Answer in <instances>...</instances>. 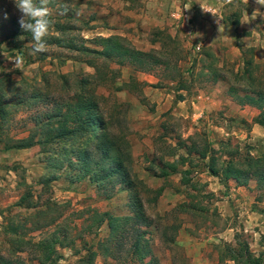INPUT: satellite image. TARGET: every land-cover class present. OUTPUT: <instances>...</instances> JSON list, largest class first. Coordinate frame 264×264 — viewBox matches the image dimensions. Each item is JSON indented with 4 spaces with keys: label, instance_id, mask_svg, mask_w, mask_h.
Here are the masks:
<instances>
[{
    "label": "rangeland",
    "instance_id": "374dc122",
    "mask_svg": "<svg viewBox=\"0 0 264 264\" xmlns=\"http://www.w3.org/2000/svg\"><path fill=\"white\" fill-rule=\"evenodd\" d=\"M86 1L50 0L47 49L36 54L13 0H0V100L9 105L0 130V264H80L88 250L96 253L93 264H140L124 257L135 225L154 264H234L225 255L237 243L247 245L253 264H264V196L208 170L230 158L264 157L258 113L229 94L231 85L247 89L237 79L247 59L264 90V7L179 0L142 20L126 14L120 0ZM235 18L237 28L228 25ZM108 37L149 57L89 51L101 50L98 39ZM81 95L96 97L111 134L126 133L127 147L119 146L130 156L126 175H114L117 166L103 163L93 143L17 148L47 114L55 123L74 115ZM72 146L93 161H79ZM134 215L139 224L126 222L117 235L123 247L104 256L108 216Z\"/></svg>",
    "mask_w": 264,
    "mask_h": 264
},
{
    "label": "trees",
    "instance_id": "16d2710c",
    "mask_svg": "<svg viewBox=\"0 0 264 264\" xmlns=\"http://www.w3.org/2000/svg\"><path fill=\"white\" fill-rule=\"evenodd\" d=\"M238 23L239 20L237 18H235L234 21H228V25L235 26V28H237ZM98 40L101 50H86H89L90 52L96 55H100L104 58L113 56H118L119 58L129 57L130 59L137 62L145 61L149 57L148 54L126 49L123 44H121L120 38L108 37L99 38ZM251 66L252 60L247 59L245 61L244 71L240 76H237L238 80H244L243 83L245 84V86H247V89L245 90L239 87H237L236 89L231 85L229 88V94L235 99L238 105L250 104L256 109L260 110V114L254 122L264 128V90L257 87V85H259L260 83L259 80L254 79L255 75ZM102 80L104 81L103 78ZM8 106L9 105H6L5 102H2V100H0V130L2 129V123L4 124L6 122ZM74 107V115H61L62 120L61 118H59L57 119L56 123L52 121V113L45 116L48 117L46 121L40 119L39 123L35 125L36 129L33 135L30 134L27 138H21L15 141V143L17 144V148H29L37 144L46 146L61 140L71 141L73 143L77 142L78 145L81 144L85 147H87L88 144L90 145L91 143H93L95 145V149L100 154L103 163H113L117 166L113 169L114 175H121V173H124L126 175V162H129L130 156L129 153L125 154L124 151L119 147L123 144L125 147H127L128 144L126 142V133L118 137H115L113 134H111V132L108 130V126L105 120L99 114L101 112L100 106L94 95L88 98H86L85 95H81L75 103ZM71 116L73 117V119ZM120 143L122 144L120 145ZM74 150L75 149L72 146L71 152L73 155L74 153L75 155H77L79 161L83 157L84 160H87L88 162L93 161L91 153V155H89L87 151L84 152L81 151V149H78L76 151ZM114 153L115 156L112 157V154ZM206 153L207 152L202 153L200 155L201 158H205ZM235 160L236 159L230 158L226 162L222 161L220 168H218L217 165L213 163L208 166V170L212 176L217 178L219 177V180L221 181H228L231 179L234 180L235 184L239 187L247 186L249 179L254 178L256 179L257 192L262 193V195L264 196V157L254 159L251 156H247L242 159V162ZM57 166L60 165L53 164V167ZM176 170L177 167L175 165L170 166L171 173L175 172ZM122 181L129 186L132 185L128 181H125L123 178ZM162 191L163 189L160 188L156 192L157 196L160 195ZM139 207L141 206L139 205ZM180 207L182 208L184 207V205ZM103 216L104 215H100L99 217V220L101 222L103 221ZM136 219V215L125 217L123 219L110 218V216H108L107 224L110 228V231L109 237L103 242L105 243L103 250L104 256L111 255L115 257V252L123 247V243H121L120 239L116 240V238L118 237L117 235H120L119 233L121 226L123 227L126 222H132L134 225H138L139 223ZM140 221L144 222V219H141ZM131 232L135 234V236L130 245H125L128 247V249H126L124 257L128 256L132 259L135 258L140 264H152L153 260L150 259L151 257H146L148 253H146L143 247L144 234L136 229V225L132 227ZM54 243L51 242L48 247H45L47 252H51L50 249ZM126 243H128V241ZM39 246L40 248L43 247L41 245ZM227 249L228 251L225 256L230 257V261H232L234 264H239V259L241 257H246V263L244 264H253V256L251 255V253H247L246 244L237 243L235 247L230 246V248ZM95 256V252H90L88 250L85 258L81 260L80 264H93ZM219 257V262H222L223 259L221 258V255ZM48 258L49 257L47 256L44 262H46ZM148 258L149 261L145 262L144 260ZM0 261L4 262V260L1 259ZM52 262H55V260H53Z\"/></svg>",
    "mask_w": 264,
    "mask_h": 264
},
{
    "label": "clouds",
    "instance_id": "9594fccd",
    "mask_svg": "<svg viewBox=\"0 0 264 264\" xmlns=\"http://www.w3.org/2000/svg\"><path fill=\"white\" fill-rule=\"evenodd\" d=\"M13 2L15 8L20 13L18 24L21 30L23 32L31 33L33 52L36 54L43 53L47 49L45 37L49 34L51 28L49 19L50 10L48 7L50 0H13ZM255 3L264 7V0H255ZM200 7L202 11L213 15L210 11V7L206 8L204 5H200ZM257 13L260 12L255 10L253 16ZM17 64H19V61H17Z\"/></svg>",
    "mask_w": 264,
    "mask_h": 264
},
{
    "label": "crops",
    "instance_id": "0c3cea01",
    "mask_svg": "<svg viewBox=\"0 0 264 264\" xmlns=\"http://www.w3.org/2000/svg\"><path fill=\"white\" fill-rule=\"evenodd\" d=\"M114 1H117V0H107L105 2H113L114 3ZM120 1L122 2V4H125L127 6V9H129L127 12H125L126 14H131V15L137 17V18H141L142 20H146V19L150 20L151 16H154V15L156 16V13L158 11V7H161V6H164V5L165 6L174 5V4L178 5V3H179V0H177V1H175V0H134V1H132L131 0L132 2H130V0H127V1L126 0H120ZM89 2H90V4H92L91 1L87 0L86 3L83 6L88 5ZM122 4H121V8H124L122 6ZM137 5L138 6L141 5L140 12H137L133 8V7L137 6ZM103 11H106V9H103ZM233 100L235 101L234 98H233ZM236 104H237V102H236ZM240 106H243V105H240ZM244 106L248 107V108H253L258 113V115L260 114V110L256 109L252 105L244 104ZM254 180H255L254 178H250L247 186H245V187H252V186L254 187L255 186V189H256V186H257L256 185V180L255 181ZM230 182L235 183V181L232 180V179L230 180ZM245 187H243V188H245ZM241 189H242V187L237 186V190H241Z\"/></svg>",
    "mask_w": 264,
    "mask_h": 264
}]
</instances>
